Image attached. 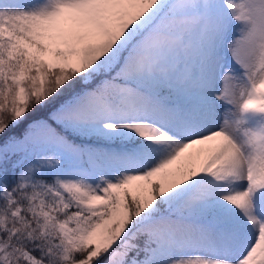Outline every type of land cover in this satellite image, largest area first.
I'll return each mask as SVG.
<instances>
[{
  "label": "snow or ice",
  "instance_id": "obj_1",
  "mask_svg": "<svg viewBox=\"0 0 264 264\" xmlns=\"http://www.w3.org/2000/svg\"><path fill=\"white\" fill-rule=\"evenodd\" d=\"M0 264H264V0H0Z\"/></svg>",
  "mask_w": 264,
  "mask_h": 264
}]
</instances>
